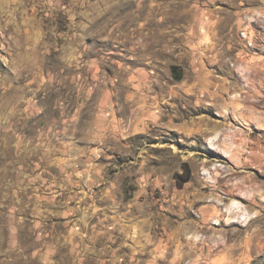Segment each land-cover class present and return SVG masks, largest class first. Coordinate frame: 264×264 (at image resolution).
<instances>
[{
  "label": "rangeland",
  "instance_id": "rangeland-1",
  "mask_svg": "<svg viewBox=\"0 0 264 264\" xmlns=\"http://www.w3.org/2000/svg\"><path fill=\"white\" fill-rule=\"evenodd\" d=\"M0 264H264V0H0Z\"/></svg>",
  "mask_w": 264,
  "mask_h": 264
},
{
  "label": "bare ground",
  "instance_id": "bare-ground-1",
  "mask_svg": "<svg viewBox=\"0 0 264 264\" xmlns=\"http://www.w3.org/2000/svg\"><path fill=\"white\" fill-rule=\"evenodd\" d=\"M209 143L211 144V146L216 149L217 148V145L215 144V139L214 138H210L209 139Z\"/></svg>",
  "mask_w": 264,
  "mask_h": 264
},
{
  "label": "trees",
  "instance_id": "trees-1",
  "mask_svg": "<svg viewBox=\"0 0 264 264\" xmlns=\"http://www.w3.org/2000/svg\"><path fill=\"white\" fill-rule=\"evenodd\" d=\"M184 181H188V179H186V180H183V182H184Z\"/></svg>",
  "mask_w": 264,
  "mask_h": 264
}]
</instances>
